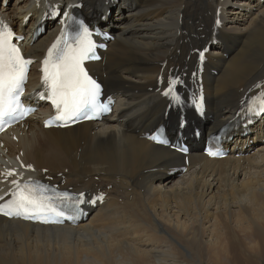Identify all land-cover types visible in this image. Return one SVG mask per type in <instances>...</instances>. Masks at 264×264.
Masks as SVG:
<instances>
[{
    "label": "bare ground",
    "instance_id": "1",
    "mask_svg": "<svg viewBox=\"0 0 264 264\" xmlns=\"http://www.w3.org/2000/svg\"><path fill=\"white\" fill-rule=\"evenodd\" d=\"M77 1L85 12L108 16L99 26L111 39L88 68L116 98L114 112L62 130H45L34 116L6 131L0 194L13 180L33 176L84 193L87 201L102 196V205L74 225L0 218V264H264L263 124L252 136H236L220 160L203 156L195 142L184 158L144 138L172 103L159 81L173 75L184 96L202 88L206 134L264 93V2L16 0L1 16L26 36L21 46L34 60L28 91L38 81L36 61L62 23L33 40L35 20L23 19L46 4ZM207 44L199 75L198 53ZM178 112L170 111V120ZM180 168L184 174L172 175Z\"/></svg>",
    "mask_w": 264,
    "mask_h": 264
},
{
    "label": "snow or ice",
    "instance_id": "2",
    "mask_svg": "<svg viewBox=\"0 0 264 264\" xmlns=\"http://www.w3.org/2000/svg\"><path fill=\"white\" fill-rule=\"evenodd\" d=\"M73 22L78 24V28L68 36L62 31L42 61V83L46 91L38 93V96L42 100L50 101L56 111L53 120L47 123H67L81 116L90 119L95 113L108 110L98 100L100 85L89 76L83 66L86 60L99 59L95 54L92 33L82 21ZM17 39L22 40L23 37H16L12 29L0 20V123L35 111L31 107L24 108L20 102L28 68L33 61L26 58L13 42ZM200 55L203 57V53ZM180 83L182 82L178 78L169 79L163 95L179 102L180 96L175 89ZM253 105H258L259 110L264 111V93L253 100ZM86 110L91 114H86ZM249 110H254L253 106H250ZM12 174L8 172L6 175ZM12 184L14 189L5 194L10 198L5 201L4 197L0 196V201H3L0 203V214L23 216L26 219H40L49 213L63 216L64 208L71 207L73 211L78 212L79 205L84 202V193L59 192L38 181L29 180L21 184L13 180ZM98 198L102 199V196ZM43 222L49 221L44 219Z\"/></svg>",
    "mask_w": 264,
    "mask_h": 264
},
{
    "label": "rangeland",
    "instance_id": "3",
    "mask_svg": "<svg viewBox=\"0 0 264 264\" xmlns=\"http://www.w3.org/2000/svg\"><path fill=\"white\" fill-rule=\"evenodd\" d=\"M15 1H16V0H11L10 3H9V5H8V7L13 9V7L15 6ZM20 4H21V3H20ZM126 11H127V10H126ZM126 11L123 12L125 15L128 14V12H126ZM123 13H122V14H123Z\"/></svg>",
    "mask_w": 264,
    "mask_h": 264
}]
</instances>
